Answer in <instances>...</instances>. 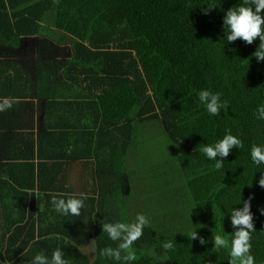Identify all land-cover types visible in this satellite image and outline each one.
I'll return each instance as SVG.
<instances>
[{"label":"trees","instance_id":"obj_1","mask_svg":"<svg viewBox=\"0 0 264 264\" xmlns=\"http://www.w3.org/2000/svg\"><path fill=\"white\" fill-rule=\"evenodd\" d=\"M242 3L0 0V56L27 39H35L41 52L44 43L68 42V58L62 63L65 75L92 97L86 103L98 107L100 135L110 138L112 147L103 164L107 167L109 161L111 167L115 161L117 166L110 172L116 178L114 192L101 190L97 205L92 204L97 197L87 196L84 203L91 211L68 215L63 227L70 223L73 230L60 233L36 226V219L55 211H37L27 204L35 203L34 193L29 194L37 182L34 163L25 165L32 167L31 181L11 171L0 177V264H31L35 255L43 252L51 258L57 248L69 264H123L100 255L120 243L102 232V223H132L137 216L124 215L118 205L132 196L133 187V155L129 161L120 155L119 143L125 140L130 152L138 148L145 125L155 120L175 157L171 172L162 168L161 183L158 178L155 184L148 173L146 196L158 199L159 214L148 218L143 236L131 249L136 260L130 264H229L230 244L214 250L213 234L231 241L236 229L230 213L249 197L256 230L251 233V254L255 264H264V188L258 183L264 164L256 165L251 158L253 144L264 148V119L257 118L264 106V61L253 56L259 40L251 45L242 40L228 43L223 25L226 12ZM60 51L51 47L43 56L57 57ZM201 90L220 94L219 115H210L199 101ZM29 95L20 91V97ZM15 104L24 112L23 102ZM229 129L243 147L233 148L218 170L199 146L214 145ZM196 232L208 241L205 245L190 239ZM93 240L95 253L90 257L82 248ZM167 241L175 250L165 257L161 245Z\"/></svg>","mask_w":264,"mask_h":264},{"label":"crops","instance_id":"obj_2","mask_svg":"<svg viewBox=\"0 0 264 264\" xmlns=\"http://www.w3.org/2000/svg\"><path fill=\"white\" fill-rule=\"evenodd\" d=\"M42 47L41 52L35 39H27L7 56H0V106L9 105L0 110V177L11 171L31 181L32 167L25 165L34 163L37 182L29 194L34 193L35 203L27 204L51 212L55 211L52 196L67 200L79 198L81 193L97 197L101 190L114 192L116 178L110 172L117 166L115 161L111 167L109 161L107 167L103 164L112 147L110 138L100 135L98 107L86 103L92 97L65 75L62 63L68 58L65 50L70 44L44 43ZM51 47L61 49L60 56H43ZM20 91L32 95L20 97ZM20 101L24 112L15 104ZM119 145L123 147L119 154L129 160L132 151L126 150L125 140ZM46 197H51L47 203ZM96 199L92 204H99L100 198ZM83 209L91 211L87 205ZM67 217L49 213L36 219L37 230L68 231L70 227L66 229L62 223ZM89 243L92 241L84 244L83 251L95 250Z\"/></svg>","mask_w":264,"mask_h":264},{"label":"clouds","instance_id":"obj_3","mask_svg":"<svg viewBox=\"0 0 264 264\" xmlns=\"http://www.w3.org/2000/svg\"><path fill=\"white\" fill-rule=\"evenodd\" d=\"M210 9L213 7H209ZM223 25L226 29V39L228 43H233L237 40H242L248 45L253 44L256 40L260 41L259 47L253 56L256 60L264 61V0H243L239 7H234L226 12L223 20ZM199 101L205 106L210 115H219L220 109L223 106L220 100L219 93H212L209 90H201L199 92ZM9 106L5 102L4 106ZM257 118L264 119V106L257 110ZM228 134L214 145H200V151L212 161H215L216 169H221L226 158L229 156L233 148L243 147V141L231 134V130H226ZM219 157V159H218ZM251 158L256 165L264 164V148L252 145ZM259 186L264 188V175L258 181ZM86 193H81L79 198L70 196L67 200L53 196L52 205L54 210L62 215L80 216L81 210L85 207L84 201L87 199ZM243 201L242 208H234L231 215V225L235 232L231 235L232 239L229 242L225 236L221 234H213L214 250L221 248H229L230 244V260L229 264H255V258L251 254L252 245L250 243L251 233L255 230L253 223V214L251 212V200ZM261 214H264V209H261ZM149 220L143 214H138L132 223H110L104 221L102 223V232L107 233L112 241H120L118 247H111L100 251V255L108 258H114L116 261H123V264H130L136 260V255L131 249L136 241H138L144 232V228L148 226ZM191 240L199 239L201 245H205L208 241L203 237H198L197 232L190 237ZM92 241L91 245L94 244ZM161 247L167 253L175 250V245L172 241L162 243ZM126 253L121 255V253ZM31 264H69V261L64 258V253L57 248L51 254V258L43 252L34 256Z\"/></svg>","mask_w":264,"mask_h":264},{"label":"rangeland","instance_id":"obj_4","mask_svg":"<svg viewBox=\"0 0 264 264\" xmlns=\"http://www.w3.org/2000/svg\"><path fill=\"white\" fill-rule=\"evenodd\" d=\"M161 126L156 120L147 123L142 135L139 137V147H135L132 150V167L131 164L129 165L133 174L132 196L127 198L123 197L118 203L121 206L122 213L124 215L128 214L129 217L133 214H143L147 218H154L159 214L157 209L158 199H152L146 196L148 193L146 191L148 173L151 172L154 175L155 184L158 182V178L161 183L163 179L162 168L164 173L171 172L170 169L173 168V160L175 157V152L172 150L174 148L170 146L168 137ZM169 177L172 176L170 175ZM65 225L73 230L70 223ZM84 251L88 256L94 257L95 250L87 248Z\"/></svg>","mask_w":264,"mask_h":264}]
</instances>
